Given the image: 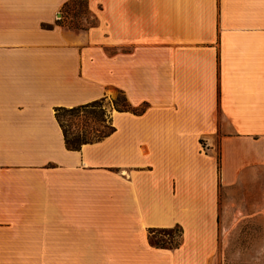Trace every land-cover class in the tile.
<instances>
[{
	"label": "crops",
	"instance_id": "crops-1",
	"mask_svg": "<svg viewBox=\"0 0 264 264\" xmlns=\"http://www.w3.org/2000/svg\"><path fill=\"white\" fill-rule=\"evenodd\" d=\"M67 1L0 0V264H223L220 192L264 182V0H88V30ZM120 92L68 149L56 108Z\"/></svg>",
	"mask_w": 264,
	"mask_h": 264
},
{
	"label": "rangeland",
	"instance_id": "rangeland-1",
	"mask_svg": "<svg viewBox=\"0 0 264 264\" xmlns=\"http://www.w3.org/2000/svg\"><path fill=\"white\" fill-rule=\"evenodd\" d=\"M58 18L67 27L68 25L72 26L76 24L81 27H87L94 20L92 14L87 10L85 2L70 4L65 10H62V18L60 15ZM112 103L111 100L106 99L104 101L103 105L107 116L104 118L103 116L100 117V121L90 119L88 121L90 127L102 130L106 129V126L112 121ZM63 120L65 124H69L72 120L78 121L68 116H64ZM80 121L83 122L82 119ZM263 191L264 182L261 184L258 192L257 189L253 190V193L248 198L250 204L248 206V213L244 211L242 214L239 212L240 206L238 208L236 206L244 201L245 195L243 192L240 189L221 190L220 206L222 224L220 238L226 251V258L223 264H264V217L256 216L252 213V211L257 209L258 200H262L261 193ZM226 221L231 222V224H224ZM151 238L153 241L157 240L166 244H172L179 240L180 232L178 227H174L171 234L155 231L152 233Z\"/></svg>",
	"mask_w": 264,
	"mask_h": 264
},
{
	"label": "trees",
	"instance_id": "trees-1",
	"mask_svg": "<svg viewBox=\"0 0 264 264\" xmlns=\"http://www.w3.org/2000/svg\"><path fill=\"white\" fill-rule=\"evenodd\" d=\"M75 2H85L87 5V10L92 14L94 20L90 22V25L87 27H81L79 25H68V27L76 30H88L90 27H93L97 25L98 19L96 16L91 12L88 5V0H68L64 6L62 7V10H65L70 4ZM106 98H101L98 100H95L93 102L82 104L78 106H74L71 108L66 107H58L56 108V117L62 127V130L64 132L65 137V143L68 149L71 150H79L81 149L83 144L91 143L97 140H100L108 135H110L114 130L115 127L111 123L106 126V129H99L95 127H90L88 124V121L90 119L100 121V117L103 116L106 117V110L104 108V101ZM113 107L118 111H137L135 108H133L127 97L123 92H120L118 94V97L116 99H113ZM68 116L71 119L78 120L70 122L69 124H65L63 117ZM82 119L83 122L80 120ZM102 120V119H101ZM112 120V118H111ZM174 228H153L150 229V241L154 246L162 247V248H176L180 245L181 242V236H182V228L178 226V230L180 232V238L175 243L172 244H166L162 241H153L151 238L152 233L155 231H162L166 232L167 234H171Z\"/></svg>",
	"mask_w": 264,
	"mask_h": 264
},
{
	"label": "water",
	"instance_id": "water-1",
	"mask_svg": "<svg viewBox=\"0 0 264 264\" xmlns=\"http://www.w3.org/2000/svg\"><path fill=\"white\" fill-rule=\"evenodd\" d=\"M61 16V14H59Z\"/></svg>",
	"mask_w": 264,
	"mask_h": 264
}]
</instances>
